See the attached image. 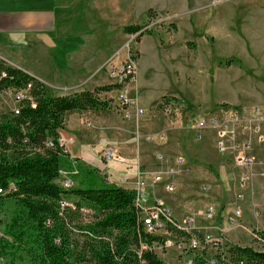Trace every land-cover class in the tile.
Returning a JSON list of instances; mask_svg holds the SVG:
<instances>
[{
	"label": "rangeland",
	"instance_id": "1",
	"mask_svg": "<svg viewBox=\"0 0 264 264\" xmlns=\"http://www.w3.org/2000/svg\"><path fill=\"white\" fill-rule=\"evenodd\" d=\"M81 9L76 19L79 35L55 38L60 42L56 44L60 50L56 59L43 49L27 45L10 54V61L5 59L43 78L55 94L119 83L120 77L114 73L134 62L137 74L130 73L122 88L129 89L131 97V90L138 85L147 107L140 105L145 116L139 123L125 118L118 104L122 88L101 93L110 100L108 115L87 111L66 117L61 136L67 138L72 153H81L82 164L87 167H98L102 179L108 172L129 180L138 166L145 171L157 167V151H163L170 160L182 154L190 171L175 174V191L167 192L160 185L158 195L178 217L215 204V219L198 217V224L223 236L228 245L222 249L235 244L264 249L263 241L253 240L255 230L264 231V168L256 167L248 175L234 167L230 155L218 152L211 133L198 139L185 128L192 115L212 114L229 105L226 100L264 106V0H87ZM150 9L156 14L154 18L148 17ZM130 24L145 25L144 34L124 32ZM214 30L226 40H217ZM228 33L236 34L237 40L232 42ZM230 78L232 85H226ZM162 94L183 100L188 112L174 121L165 142L149 143L143 134L156 133L169 124L157 107L163 98L152 106ZM16 98L17 93L0 95V112H10ZM218 101L223 102L218 105ZM111 147L117 149L120 161L106 163L103 153ZM261 149L253 150L257 157L264 153ZM76 169L80 170L66 168L61 178L80 187ZM204 185L209 186L207 191L202 189ZM75 199L72 195L67 203ZM235 209H241L240 217L234 215ZM158 253L167 264L184 262L176 248Z\"/></svg>",
	"mask_w": 264,
	"mask_h": 264
},
{
	"label": "trees",
	"instance_id": "2",
	"mask_svg": "<svg viewBox=\"0 0 264 264\" xmlns=\"http://www.w3.org/2000/svg\"><path fill=\"white\" fill-rule=\"evenodd\" d=\"M155 15L148 11L149 18ZM144 27L130 24L124 32L142 36ZM29 85L30 98L19 114L0 112V264H167L153 248L162 236L149 234L141 223L132 190L106 183L98 167L84 163H79L80 187L62 188L57 182L74 167L58 141L67 115H108L110 100L100 94L122 84L55 94L40 78L0 59V91ZM72 195L75 208L62 210L61 200ZM83 208L92 210L88 222ZM170 228L177 227L170 223ZM260 235L257 241L264 243V231ZM215 255L218 264H264V249L251 245H230ZM209 256L193 254L194 264H210Z\"/></svg>",
	"mask_w": 264,
	"mask_h": 264
},
{
	"label": "built area",
	"instance_id": "3",
	"mask_svg": "<svg viewBox=\"0 0 264 264\" xmlns=\"http://www.w3.org/2000/svg\"><path fill=\"white\" fill-rule=\"evenodd\" d=\"M136 72V66L133 61L123 66L122 70L114 75L120 77V82L126 81L130 73ZM132 80L134 78L132 77ZM30 86L24 89H8L0 91L2 94L17 93L15 106L11 108L15 114L20 113L22 102L30 98ZM129 89L122 88L118 96V104L124 110L125 118L139 123L141 118L145 116V109L139 104L138 98L129 96ZM33 101V99H32ZM166 116L168 125L157 131L156 133L143 134L145 141L149 143L165 142L168 139L170 129H173L174 121L182 113H187L188 108L184 101L178 98L170 97L160 101L157 105ZM132 108V110H131ZM155 110V109H154ZM185 114L181 115L182 117ZM192 130L198 139H202L205 134L211 133L214 136L215 144L221 155L228 154L232 157L234 167L251 174L256 167L264 168V106L263 105H245L231 106L224 105L216 112L209 115H192L186 127ZM59 143L64 147L65 152H70L71 163L75 168H79L77 160L78 156L74 155L68 147L67 138L60 136ZM53 140H47V146L53 145ZM262 148L263 156L257 157L254 153L255 148ZM80 158V157H79ZM103 158L107 162L119 160L118 151L115 147L105 149ZM157 167L153 170H141L138 166L133 174V179L117 177L113 173L105 172L103 179L108 184L125 185L134 192V202L139 209V219L149 229V234L162 236V241L155 242L153 248L158 253H166L171 248H176L184 256L182 264H194L193 254L197 252L207 251L210 255L208 262L210 264H218V258L215 254L220 252L227 242L219 233L209 230V226H201L198 224V217H204L207 220L215 219L218 209L215 204H209L204 211H192L184 217H178L167 201L160 197L157 188L161 185L167 192H173L176 189L175 174L190 171L189 163L182 154L176 155L173 160L163 152L155 153ZM105 163V165H106ZM264 175V172H263ZM62 188H73L76 184L64 181V178L57 179ZM202 189L207 191L209 186H203ZM4 190L0 189V193ZM62 210L66 207L75 208L74 203H67V199L60 202ZM84 221H90L92 214L91 209H83ZM241 209H235L234 215L240 217ZM170 219H178V228H170ZM233 221H235L233 219ZM261 230L257 229L253 232V240L262 238ZM144 248L148 246L143 244ZM214 251H218L214 253ZM159 254V253H158ZM190 255V256H189ZM168 264H171L168 262Z\"/></svg>",
	"mask_w": 264,
	"mask_h": 264
},
{
	"label": "crops",
	"instance_id": "4",
	"mask_svg": "<svg viewBox=\"0 0 264 264\" xmlns=\"http://www.w3.org/2000/svg\"><path fill=\"white\" fill-rule=\"evenodd\" d=\"M86 4L87 0H0V56L10 61L13 59L10 54L27 45L43 49L56 59V56L60 54L56 44L60 42L56 43L55 38L63 36V34L79 35L76 30L79 28V22L76 19L79 11H82L81 8ZM214 33L217 40L223 38L226 40V37H220L221 34L217 30H214ZM227 35L231 41L233 40L232 42L237 40L236 34L229 36L230 33H228ZM23 69L36 76L29 69ZM39 78L43 80V78ZM232 82L233 78L225 80L226 85H232ZM139 92L138 85L134 86V90H131V97L138 98L140 105L147 108L144 105V98L140 97ZM165 95L162 94L152 106L156 105ZM221 102L223 101L217 104L220 105ZM225 102L233 106L247 105L246 102L241 101L226 100ZM199 115L209 114L201 113ZM73 154L83 159L81 153Z\"/></svg>",
	"mask_w": 264,
	"mask_h": 264
},
{
	"label": "bare ground",
	"instance_id": "5",
	"mask_svg": "<svg viewBox=\"0 0 264 264\" xmlns=\"http://www.w3.org/2000/svg\"><path fill=\"white\" fill-rule=\"evenodd\" d=\"M63 173V172H62ZM75 174H78L79 171L76 169L74 171ZM68 183H71V180H67ZM170 223L174 224V226H176L178 228V221L176 219H170ZM147 231L149 232V229L147 228Z\"/></svg>",
	"mask_w": 264,
	"mask_h": 264
}]
</instances>
